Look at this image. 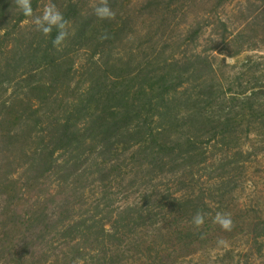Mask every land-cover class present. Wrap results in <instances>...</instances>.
I'll list each match as a JSON object with an SVG mask.
<instances>
[{
  "label": "rangeland",
  "instance_id": "374dc122",
  "mask_svg": "<svg viewBox=\"0 0 264 264\" xmlns=\"http://www.w3.org/2000/svg\"><path fill=\"white\" fill-rule=\"evenodd\" d=\"M99 2L0 0V264H264V0Z\"/></svg>",
  "mask_w": 264,
  "mask_h": 264
},
{
  "label": "clouds",
  "instance_id": "9594fccd",
  "mask_svg": "<svg viewBox=\"0 0 264 264\" xmlns=\"http://www.w3.org/2000/svg\"><path fill=\"white\" fill-rule=\"evenodd\" d=\"M13 7L26 18L23 23L31 24L35 30L42 33L45 37L49 36L53 30L56 31V36L52 40L53 46L59 49L69 36V21L64 14L57 8L54 3L47 4L40 14H36L32 7V0H12ZM94 15L100 20H113L116 13L110 7L108 0H100L99 4L94 7ZM101 40L108 39L107 34L100 36ZM214 223L224 232H230L234 227V221L230 214L217 212L214 217ZM191 224L200 230L205 224V213L197 211L192 217ZM227 241L223 237L217 240L218 246H226Z\"/></svg>",
  "mask_w": 264,
  "mask_h": 264
},
{
  "label": "trees",
  "instance_id": "16d2710c",
  "mask_svg": "<svg viewBox=\"0 0 264 264\" xmlns=\"http://www.w3.org/2000/svg\"><path fill=\"white\" fill-rule=\"evenodd\" d=\"M144 259V258H143ZM143 259H139V260H137V263H139V264H141L140 262H142L143 261ZM121 261H126L127 263H129L130 261H129V258H125L124 260L122 259V257H121V259H120V262ZM119 264V263H118Z\"/></svg>",
  "mask_w": 264,
  "mask_h": 264
}]
</instances>
